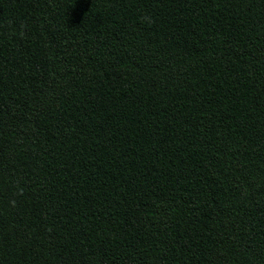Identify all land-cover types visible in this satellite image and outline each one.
I'll return each mask as SVG.
<instances>
[{"label": "trees", "instance_id": "16d2710c", "mask_svg": "<svg viewBox=\"0 0 264 264\" xmlns=\"http://www.w3.org/2000/svg\"><path fill=\"white\" fill-rule=\"evenodd\" d=\"M0 264H264V0H0Z\"/></svg>", "mask_w": 264, "mask_h": 264}]
</instances>
